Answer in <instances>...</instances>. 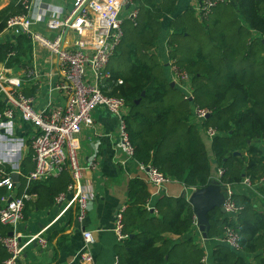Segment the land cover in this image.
<instances>
[{"label": "trees", "instance_id": "1", "mask_svg": "<svg viewBox=\"0 0 264 264\" xmlns=\"http://www.w3.org/2000/svg\"><path fill=\"white\" fill-rule=\"evenodd\" d=\"M29 2L21 0L0 11V34L10 18L26 15ZM177 2L131 0L137 16L122 23L121 43L110 60H116L120 69L110 68L108 77L104 72L102 92L125 103L123 121L135 162L155 168L193 192L211 184L213 159L221 171L220 185L234 187L248 179L264 201L260 183L264 154L254 144L264 141V0H237L247 27L241 26L229 2L209 8L204 17L187 11L170 25V57L177 70L190 77L191 100L171 87L163 64L152 52L162 20L173 13ZM252 35L258 37L251 39ZM212 44L217 48L206 55L204 50ZM30 53V40L22 34L0 45V62L7 69H17L26 65ZM126 65L131 66L127 74L122 68ZM193 107L209 112L203 126L216 133L209 149L199 129L190 123ZM1 167L12 173L9 167ZM19 172L28 174L24 167ZM59 178L63 187L54 196L71 184L68 174ZM47 181L35 183L28 195L39 194L48 187L43 186ZM6 194L1 188L0 205ZM127 194L121 220L127 238L118 264H205L204 252L193 237L180 240L195 227L193 209L185 198H163L149 206L147 183L140 179L129 184ZM231 202L235 214L225 215L218 209L207 214L206 236L218 239L231 228L239 239V249L217 246L213 263L264 264V213L246 196L233 195ZM11 232V227L0 222V264L8 257L1 240ZM240 253L250 257L245 260Z\"/></svg>", "mask_w": 264, "mask_h": 264}, {"label": "built area", "instance_id": "2", "mask_svg": "<svg viewBox=\"0 0 264 264\" xmlns=\"http://www.w3.org/2000/svg\"><path fill=\"white\" fill-rule=\"evenodd\" d=\"M200 1L198 15L204 17L209 8L230 0ZM32 3L33 1L27 4V13ZM131 5V0H75L71 11L63 18H60L59 14L57 16L55 11L37 8V12L30 17L17 16L6 23L5 32H9L14 38L22 34L26 35L33 46L39 44L56 57L58 81L52 90L63 97L64 105L59 107L50 104L44 110L38 111L34 108L33 100L23 95L21 78L11 75L0 78V104L3 105L0 109V129H8L6 125L10 124L8 125L10 135L16 119L20 125L31 126L28 139L34 165L33 171L27 175H21L14 170L7 174L1 167L3 162L0 161V189H5L7 193L1 199L0 222L12 228V235L1 240L8 254L4 264H18L23 252L22 237L14 230L23 220L25 202L33 197L27 193L33 184L68 174L71 184L64 193L56 196L54 203L61 205L67 202L69 205H74L76 221L79 225L86 220L93 196L80 184L83 170L97 169L98 145H94L95 152L89 162L82 165L79 163L74 141L83 129L93 128V111L105 109L119 118L115 153L117 156L122 155L123 158L118 163L125 167L128 161L135 162L133 148L123 121L126 113L125 103L121 99L105 96L101 89V79L123 36L122 12ZM136 16V6H132L127 18L134 20ZM34 23H45L50 30H70L75 41L72 44L63 42L62 34L52 40L46 39L31 30ZM171 68L173 82L186 99H191L190 77L180 73L174 65ZM31 75L36 78L34 74ZM208 115L209 112L206 110L196 107L192 109V118L199 125ZM205 134L210 140L216 136L212 130H205ZM136 164L145 173L146 182L153 188L155 194L164 190L170 183H175L153 167H144L137 162ZM14 172H17L22 180V192L19 195L16 194L15 183L11 178ZM220 175L219 170L215 180L217 183ZM260 183L264 185V179ZM243 184L252 186L248 179H245ZM224 187L226 197L222 208L225 213L233 215L236 213L231 202L233 192L231 187ZM123 211L115 215L114 231L120 242L127 238L122 234ZM82 237L83 249L79 258L85 264H93L90 253V246L93 244L92 235L84 231ZM29 240L37 241L41 247L46 246V240L39 236L31 237ZM217 240L234 251L239 249V239L231 228H226L223 236Z\"/></svg>", "mask_w": 264, "mask_h": 264}, {"label": "crops", "instance_id": "3", "mask_svg": "<svg viewBox=\"0 0 264 264\" xmlns=\"http://www.w3.org/2000/svg\"><path fill=\"white\" fill-rule=\"evenodd\" d=\"M20 1L0 0V11L5 10L12 4L16 5ZM32 1L33 3L26 16L30 17L37 12V8H41L43 10H52L51 12L55 11L57 16L59 14L60 18H63L71 11L75 0H30V2ZM200 3V0H178L173 13L165 17L161 22V33L152 52L158 61L163 64L167 79L171 83H174L171 70L174 61L170 57V48L168 46L173 34L170 25L187 11H193L198 14ZM229 3L241 26L247 27L238 8L237 0H230ZM132 6H135V4L126 7L122 12L124 20H128L127 14L132 9ZM139 13L138 11V15ZM222 14L223 10L219 12L218 16L221 17ZM31 30L46 39L52 40L62 34L63 42L72 44L75 41V37L70 30H50L45 23H34ZM257 37L252 35L251 39ZM14 39L9 32L3 31L0 34V45L7 40L14 41ZM213 48H217V46L212 44L210 48L204 50L205 54L209 55L212 53ZM25 61L27 62L26 65L17 69H7L5 64L0 62V78L7 75L21 78L23 80V95L33 100L34 108L38 111L44 110L50 104L59 107L63 106V97L52 90L58 81L56 57L52 56L48 50L39 44L34 46L31 44V53L26 56ZM114 61L116 60L113 59L109 62L105 70L106 73L110 68L112 70L120 69V64L118 63L115 67H111L110 64ZM28 73L34 74L36 78L34 79V76ZM174 87H177L175 83ZM92 118L93 128L83 129L74 141L78 160L82 165H86L89 162L95 152L94 145H98L97 169L94 171L83 170L80 184L85 191H88L93 196L86 220L79 225L76 221V207L74 205H69L67 202L61 205L54 203L56 198L54 192L58 188L63 187L61 186L63 184L61 183V178L45 180L47 183L43 186L48 187L51 186L52 180H54L52 188L45 187L41 189L39 194H34L26 202L23 220L14 230L15 233L20 234L22 237L23 252L18 264H85L79 258V254L83 249L82 233L84 231L91 233L93 238V244L90 246L93 264H116L119 262V254L123 243L118 241L115 235V215L125 209L129 184L137 179L146 182V175L136 162L128 161L125 167L118 163L123 158L122 155L117 156L115 153L116 140L119 133V118L105 109L93 111ZM190 123L199 129V134L205 146L209 149L212 139L210 140L205 134L204 122L201 125L197 124L191 115ZM8 125L10 124L6 125L9 129ZM8 129H0V140L5 144V150L0 155V161L12 171L19 172L24 167L25 172H32L34 165L28 139L31 134V126L20 125L17 122L15 132L13 133L11 127L10 135L8 134ZM14 134L17 139H10L9 137H13ZM21 139L23 141L22 147L19 141ZM254 144L261 154H264V141L255 142ZM211 165V176L213 175L211 183L218 184L215 180H217L216 177L219 170L213 159H211ZM21 183L22 180L20 178L18 184L15 183L17 195L22 192ZM221 187L226 197V189L222 185ZM147 189L150 196L149 206L163 198H183L184 194H186L185 200L187 201L188 196L192 193V191L186 190L177 182L170 183L158 194H155V191L148 183ZM231 189L233 195H242L250 198L258 211L264 213V201L259 197L255 187H248L242 183L231 187ZM149 209L152 210L153 208L150 207ZM207 231L208 229L206 233ZM37 236L46 240L45 247H41L37 241L29 240V238ZM191 237H193L194 243L204 252L205 264H214V250L217 246L224 244L220 243L219 240L216 241V239H203L196 225V220L191 234L185 235L180 240H187ZM239 255L245 260L250 257L243 253Z\"/></svg>", "mask_w": 264, "mask_h": 264}, {"label": "water", "instance_id": "4", "mask_svg": "<svg viewBox=\"0 0 264 264\" xmlns=\"http://www.w3.org/2000/svg\"><path fill=\"white\" fill-rule=\"evenodd\" d=\"M171 87H174V83H171ZM234 155H237V153H235ZM11 178L14 183L18 184V173H13L11 175ZM185 196L186 194H184L183 198H186ZM224 197L225 196L222 187L214 183L209 184L206 188L195 190L188 196L187 202L193 209L196 225L203 239L207 238V214L215 209H218L222 214H225V210L222 208ZM11 235V233L8 234V236Z\"/></svg>", "mask_w": 264, "mask_h": 264}, {"label": "rangeland", "instance_id": "5", "mask_svg": "<svg viewBox=\"0 0 264 264\" xmlns=\"http://www.w3.org/2000/svg\"><path fill=\"white\" fill-rule=\"evenodd\" d=\"M117 64V62L116 61H114V62H112L110 65H111V67H115V65ZM123 68V71L125 70V74H127L128 73V71L131 69V66L130 65H126V66H124V67H122ZM17 119L14 121V124H13V126H12V129H13V133L15 132V130H16V128H17ZM16 135L14 134L13 135V137H9L10 139L12 138V139H17L16 137H15ZM20 141V146L22 147L23 146V141H22V139L21 140H19ZM4 150H5V144L4 143H2V141L0 140V155L4 152ZM21 154H22V152H21Z\"/></svg>", "mask_w": 264, "mask_h": 264}]
</instances>
